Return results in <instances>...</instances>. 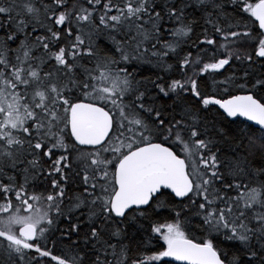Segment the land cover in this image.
Listing matches in <instances>:
<instances>
[{"label":"snow or ice","instance_id":"6c2138e0","mask_svg":"<svg viewBox=\"0 0 264 264\" xmlns=\"http://www.w3.org/2000/svg\"><path fill=\"white\" fill-rule=\"evenodd\" d=\"M0 264H264V0H0Z\"/></svg>","mask_w":264,"mask_h":264}]
</instances>
